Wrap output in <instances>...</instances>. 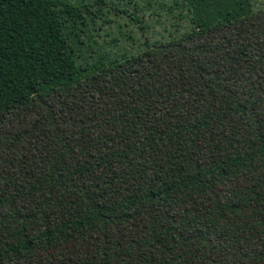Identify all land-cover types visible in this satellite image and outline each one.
<instances>
[{"label":"trees","instance_id":"16d2710c","mask_svg":"<svg viewBox=\"0 0 264 264\" xmlns=\"http://www.w3.org/2000/svg\"><path fill=\"white\" fill-rule=\"evenodd\" d=\"M172 2L0 0V264H264V4Z\"/></svg>","mask_w":264,"mask_h":264},{"label":"rangeland","instance_id":"374dc122","mask_svg":"<svg viewBox=\"0 0 264 264\" xmlns=\"http://www.w3.org/2000/svg\"><path fill=\"white\" fill-rule=\"evenodd\" d=\"M250 5L259 6L264 4V0H244ZM141 6L139 12L145 17L147 27L144 31H138L141 37L140 42L144 38H152L154 40H162L167 37L168 29L171 25H180L184 28L185 24L178 18L169 15V7L174 6L172 0H138ZM182 22V23H181ZM104 31L99 27H92L87 35H83L88 43L84 56L78 58L79 78L85 79L99 68L107 65L113 60L118 59L124 49L116 46L107 47L103 42Z\"/></svg>","mask_w":264,"mask_h":264}]
</instances>
